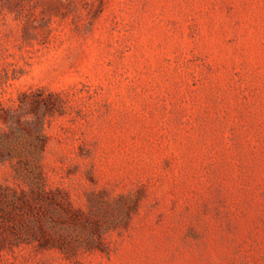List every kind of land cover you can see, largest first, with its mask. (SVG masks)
Masks as SVG:
<instances>
[{"label":"rangeland","instance_id":"rangeland-1","mask_svg":"<svg viewBox=\"0 0 264 264\" xmlns=\"http://www.w3.org/2000/svg\"><path fill=\"white\" fill-rule=\"evenodd\" d=\"M8 110L0 264H264V0H0Z\"/></svg>","mask_w":264,"mask_h":264},{"label":"trees","instance_id":"trees-1","mask_svg":"<svg viewBox=\"0 0 264 264\" xmlns=\"http://www.w3.org/2000/svg\"><path fill=\"white\" fill-rule=\"evenodd\" d=\"M18 115L19 114H17L16 112L9 113V110H8V111H4L3 113H0V118L5 123H7L8 121H11V122L17 123L19 125V118H18L19 116ZM43 120H44V115L39 118V128H38L39 131H42ZM38 141L40 142V146H43V143H42L43 141H41V140H38ZM2 158L5 159V157H2ZM31 193L37 199L43 198V195H45V191L41 187V185L39 187H36L35 189H33L31 191ZM21 197L25 198L24 194H22ZM67 217H68L67 221L69 223H75L78 221L76 218V215H74L73 217H72V215H69ZM40 222L41 223L38 222V225H37L38 234L41 236L40 237L41 239H39L40 240L39 241L40 247H47V248L57 247L66 255H69L70 253H72L71 252L73 250L72 246L69 245L66 241H63V239L60 237V233L57 230L52 231L45 226V224L42 220H40ZM31 224H35V222L31 223ZM81 225L84 226L88 232H90L92 234L94 232L97 233L96 243L94 245H91L90 241L92 240V236L90 235L88 238V245H86L85 248H89V249L96 248L98 250L104 251L105 249L103 247V243H101L102 242L101 236L104 233V230L100 231L99 229H97V224L94 222H90V221L82 222Z\"/></svg>","mask_w":264,"mask_h":264}]
</instances>
